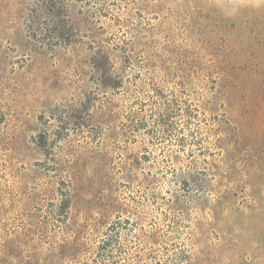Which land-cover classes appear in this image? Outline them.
Wrapping results in <instances>:
<instances>
[{
  "label": "rangeland",
  "instance_id": "374dc122",
  "mask_svg": "<svg viewBox=\"0 0 264 264\" xmlns=\"http://www.w3.org/2000/svg\"><path fill=\"white\" fill-rule=\"evenodd\" d=\"M0 0V264H264V0Z\"/></svg>",
  "mask_w": 264,
  "mask_h": 264
},
{
  "label": "clouds",
  "instance_id": "9594fccd",
  "mask_svg": "<svg viewBox=\"0 0 264 264\" xmlns=\"http://www.w3.org/2000/svg\"><path fill=\"white\" fill-rule=\"evenodd\" d=\"M211 6L220 9L229 18L237 16L243 7H248L240 4L239 0H213Z\"/></svg>",
  "mask_w": 264,
  "mask_h": 264
}]
</instances>
